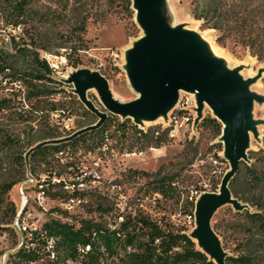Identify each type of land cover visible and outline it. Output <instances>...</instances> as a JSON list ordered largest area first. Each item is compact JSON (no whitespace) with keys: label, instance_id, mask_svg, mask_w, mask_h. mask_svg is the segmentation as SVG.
Here are the masks:
<instances>
[{"label":"rangeland","instance_id":"rangeland-1","mask_svg":"<svg viewBox=\"0 0 264 264\" xmlns=\"http://www.w3.org/2000/svg\"><path fill=\"white\" fill-rule=\"evenodd\" d=\"M191 2L160 0V10L169 25L201 37L200 48L207 56L220 61L248 82L255 98L247 153L249 156L253 151L252 155L260 159L264 156V60L235 36L224 34L195 18ZM256 3H261L264 9V0H256ZM131 10L127 9L124 0H0V191L5 182L23 176L18 159L22 152L26 163L25 179L5 195L6 201L14 202L17 214L7 230L0 229V264H11L8 260L23 238L17 224V215L22 208L17 193L19 185L26 198L19 217L21 226L42 227L51 218L77 226L85 219L112 222L118 213H125L149 217L171 231L184 228L196 239V203L202 193L219 190L230 163L221 140L223 133L216 137L212 127L195 124L198 104L196 96L190 93L179 92L167 118L162 116L157 121L139 122L143 127L160 125L169 121L178 105L190 109L194 121L179 127L176 137L160 147L138 150L136 146L129 150L128 145L111 140L108 145L92 151L71 146L49 154L46 160L36 157L29 161V155L36 147L67 142L79 130L94 125L99 116L87 103L99 113L111 114L101 102L96 88L85 87L84 99L75 91V83L71 80L73 72L89 69L102 74L114 97L122 102L138 96L131 81L129 54L142 36V30L132 4ZM75 15L89 16L84 34L88 48L73 55L74 60L79 61L77 66L67 64L60 74L52 70L48 73L35 60V55L39 54V59L47 62V55L56 59L70 52L71 49L63 45L72 37L70 30ZM202 112L203 116L214 117L206 103ZM219 143L222 150H219ZM244 162L250 164L252 159L249 157ZM160 168L163 173L179 175L175 184L182 194L177 192L173 198H165L149 189L150 178L142 172L151 174ZM247 174L242 167L237 188L241 195L252 197L255 192L249 189ZM75 185L86 192L81 200L69 202L65 197L54 196L69 193ZM42 191L47 200L40 206L38 197ZM193 196L192 217L186 211L192 209ZM236 205L255 209L241 200ZM236 205L220 206L211 219V226L227 255L239 253L236 250L239 238L229 228L240 221L237 213L243 209L238 210ZM99 207L111 211L105 214Z\"/></svg>","mask_w":264,"mask_h":264},{"label":"trees","instance_id":"trees-1","mask_svg":"<svg viewBox=\"0 0 264 264\" xmlns=\"http://www.w3.org/2000/svg\"><path fill=\"white\" fill-rule=\"evenodd\" d=\"M124 1L127 9L132 12L131 0ZM191 3L195 18L204 20V23L224 34L235 36L260 60H264V9L261 3H256V0H192ZM74 18L70 30L72 37L63 46L71 49L65 55L68 64L77 66L79 61L74 60L73 55L88 48V40L84 34L89 16L75 15ZM35 60L46 68L48 73L51 72L48 63L41 61L37 53ZM199 126L212 127L216 137L221 134L223 128L221 122L211 115L203 116ZM158 130V126H149L144 130L130 118L120 120L118 116L108 114L99 127L77 134L67 142L36 147L31 151L29 161L36 157L46 160L49 154L71 146L92 151L108 145L111 140L121 142L123 146L128 145L129 150L136 146L138 150L160 147L168 140V134L167 130L156 134ZM219 150H222L221 143ZM262 152L264 154V150ZM252 154L253 151L249 153L252 162L249 164L242 161L229 185L234 197L255 209L243 208L238 211L240 221L229 225L239 238L236 247L239 253L227 255V264H264V156L258 159ZM18 159L24 178L13 179L1 186V230H7L17 214L14 202L6 201L5 195L15 184L25 179L24 152ZM241 166L248 173L249 189L255 192L252 197L241 195L237 188ZM142 174L150 178L147 184L154 193L165 198H173L177 192L179 195L183 193L181 190L177 191V173H163L160 168L154 173ZM54 196L84 198L86 192L56 193ZM190 205L192 209L186 212L193 217L194 196ZM98 209L105 214L111 211L102 207ZM120 216H123L122 221H119ZM49 241H52L51 248ZM51 251L53 257H50ZM9 261L13 264H216L197 247L186 229L171 231L164 229L149 217L125 213H118L112 222L85 219L79 226L51 218L45 221L41 229L25 233L23 244L12 254Z\"/></svg>","mask_w":264,"mask_h":264},{"label":"water","instance_id":"water-1","mask_svg":"<svg viewBox=\"0 0 264 264\" xmlns=\"http://www.w3.org/2000/svg\"><path fill=\"white\" fill-rule=\"evenodd\" d=\"M132 7L138 13L139 22L145 30L132 47L129 60L132 65L131 81L139 92V97L129 102L116 99L108 80L100 73L89 69H79L71 74L75 91L84 99V88L97 89L106 110L123 119L130 118L136 124L167 118L170 108L176 103L179 92L194 93L198 104V117L195 124L203 118L202 108L206 103L214 117L223 125L226 158L230 167L224 174L219 190L205 192L196 203L197 228L195 236L201 249L217 264H227V254L211 226L214 212L226 203H234L230 181L246 161L249 130L252 125V105L255 94L250 91L248 82L220 61L207 56L196 41V34L171 27L161 13L160 0H132ZM87 106L99 116V120L72 135L99 127L108 113H99L89 103ZM237 209L245 208V205ZM192 238L193 236L190 235ZM195 241V239L193 238Z\"/></svg>","mask_w":264,"mask_h":264},{"label":"built area","instance_id":"built-area-1","mask_svg":"<svg viewBox=\"0 0 264 264\" xmlns=\"http://www.w3.org/2000/svg\"><path fill=\"white\" fill-rule=\"evenodd\" d=\"M51 70L53 73H62V69L64 68V66H66L68 64L67 58L65 56H60L57 57L56 59H54L53 57H51V55H47L45 56ZM193 122L194 121V116L192 115L191 111L189 108H186L183 105H178L177 107H175V109L173 110V112L171 113V116L169 117V121L162 123L160 125H155L159 127V130L156 132V134H159L160 131L162 130H167V134H168V139H172L174 137H176L177 133H178V128L181 127L183 124H188L189 122ZM142 129L146 130L148 127H143L141 125H139ZM69 186V185H66ZM83 189H80V187H76V185L74 187H72V191H68L69 193H74V191H79V192H84L82 191ZM39 205L43 206L45 204V201L47 200V197L45 195V191H42L39 193ZM66 200H69V202H76L81 200V198L79 196H71L69 198H65ZM67 204H71V203H67ZM23 206L20 210V212L17 215V224L19 225V229L23 235L22 238V242L20 243V245L18 246V248L21 247V245L24 242L25 239V233L29 232V231H34V230H38L41 229V227H30L28 225H20L19 224V217L23 211ZM31 213H28V216H30ZM123 220V216L119 217V221ZM30 234V233H28ZM49 245L51 248L52 245V241H49ZM17 248V249H18ZM87 249H89V246L87 247ZM54 254L51 251L50 253V257H53ZM9 261V260H8ZM11 263V262H10ZM13 264V263H11Z\"/></svg>","mask_w":264,"mask_h":264},{"label":"bare ground","instance_id":"bare-ground-1","mask_svg":"<svg viewBox=\"0 0 264 264\" xmlns=\"http://www.w3.org/2000/svg\"><path fill=\"white\" fill-rule=\"evenodd\" d=\"M135 19H136V21H137V23L139 24V26L141 27V30H142V37L145 35V30H144V28L142 27V25L140 24V20H139V18H138V13H136V15H135ZM172 27V26H171ZM195 39H196V41H201V37H199L198 38V36L197 37H195ZM211 50H212V48H211ZM214 50V49H213ZM190 94H192V95H194V96H196L194 93H190ZM139 95L140 94H138V96L136 97V98H138L139 97ZM205 104V103H204ZM162 117V115H160L155 121H157L158 119H160ZM17 193L19 194V196H20V199H21V206L22 205H24L25 203L24 202H26V198L23 196V194H22V186H18L17 187ZM205 193V192H204ZM203 194V193H202ZM201 194V195H202ZM201 195H200V197H201ZM199 200V199H198ZM195 241H197L198 242V240H197V238L195 239ZM202 249V248H201Z\"/></svg>","mask_w":264,"mask_h":264}]
</instances>
